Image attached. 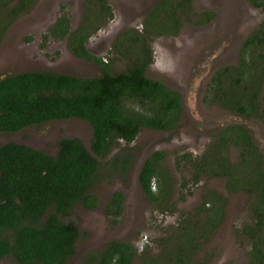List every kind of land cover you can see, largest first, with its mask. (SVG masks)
<instances>
[{
  "label": "trees",
  "instance_id": "1",
  "mask_svg": "<svg viewBox=\"0 0 264 264\" xmlns=\"http://www.w3.org/2000/svg\"><path fill=\"white\" fill-rule=\"evenodd\" d=\"M247 1L264 9V0ZM36 2L0 0V36L6 23ZM91 3L98 21L88 28ZM192 6L193 0L156 4L145 16L142 33H122L116 40L119 54L132 52L121 47L123 35L136 51L126 54L130 59L124 69L115 70L112 61L87 47L91 35L114 17L113 7L108 0H86L83 26L72 30L70 17L64 13L49 27L44 40L50 36L66 39L74 56L100 66V76L52 70L0 76V134L67 119H81L92 127L89 147L79 137H65L58 141L54 154L15 141L0 144V258L11 257L17 264H69L80 231L67 218L77 204L97 209V186L116 175L129 174L133 157L127 151L130 146L123 144L135 142L145 128L171 133L179 129L182 96L148 75L154 58L147 41L177 33L186 15L201 18L198 25L214 19L213 10L197 13ZM208 87L209 105L264 121V19L243 41L238 61L219 67ZM166 157V151L155 150L139 172L140 187L152 202L169 201L176 186L163 165ZM177 164L191 174L183 178V188L224 177L228 196L215 188L204 190L200 203L182 215L183 222L169 236L159 238L162 249L157 254L148 244L139 251L129 242L111 240L88 253L86 264H136L137 260L144 264H199L202 247L224 222L229 196L239 192L247 194L251 204V217L242 227L243 238L251 246L249 264H264V152L250 128L243 123L226 125L201 155L178 151ZM126 199L123 191L113 192L106 206L113 224L122 216Z\"/></svg>",
  "mask_w": 264,
  "mask_h": 264
},
{
  "label": "rangeland",
  "instance_id": "2",
  "mask_svg": "<svg viewBox=\"0 0 264 264\" xmlns=\"http://www.w3.org/2000/svg\"><path fill=\"white\" fill-rule=\"evenodd\" d=\"M85 1L37 0L32 9L10 19L12 21L6 23V29L0 36V76L3 73L36 70L100 76V66L94 61L74 56L66 39L50 36L44 40L49 27L64 13L70 17L72 30L83 26ZM108 1L113 7L114 17L91 35L87 47L96 56L112 61L115 70H122L130 59L127 55L134 54L136 49L123 35L120 38L121 47L132 52L121 55L117 52L116 40L122 33H142L145 16L162 0ZM191 8L197 13L213 10L215 17L207 24L198 25L201 18L186 15L177 33L147 41L154 58L147 70L148 75L165 82L182 96L184 111L180 127L173 133L145 128L135 142L123 144L130 146L127 151L133 157L129 174L125 177L116 175L112 181H104L97 186L94 190L100 200L97 209L89 210L77 204L67 218V221L75 222L80 231L76 254L69 264H86L88 253L111 240L129 242L139 251L148 244V249L157 254L162 249L159 238L169 236L183 222L182 215L200 203L204 190L215 188L226 193L224 177L204 179L195 185L189 183L183 188V178L188 179L191 174L183 166L178 167V151L199 156L224 126L243 123L250 128L264 152L263 120L243 118L218 106H211L206 101L214 72L225 64L238 61L239 49L264 19V9L252 6L247 0H193ZM87 14L90 16L87 27L91 28L98 21L93 3ZM7 17L4 15V18ZM149 20L151 22L152 19ZM65 137H79L89 147L92 127L81 119L54 120L10 135L0 134V144L15 141L54 154L58 141ZM155 150L167 152L163 165L176 184L170 200L166 202L150 201L139 184L140 169ZM116 190L123 191L127 199L122 216L117 224H113L106 206ZM188 190L192 194L186 195ZM248 201L245 193L229 196L224 222L214 238L202 247L199 264H249L251 246L242 234V227L251 217ZM3 262L14 264L7 260ZM136 264L144 263L137 260Z\"/></svg>",
  "mask_w": 264,
  "mask_h": 264
},
{
  "label": "flooded vegetation",
  "instance_id": "3",
  "mask_svg": "<svg viewBox=\"0 0 264 264\" xmlns=\"http://www.w3.org/2000/svg\"><path fill=\"white\" fill-rule=\"evenodd\" d=\"M256 141V140H255ZM257 142V141H256ZM224 193V192H223ZM243 192H239V194H242ZM226 196H228V192L226 190V193H224ZM237 194V193H236ZM228 201H229V198H228ZM4 260H7L9 263H14V264H17L11 257H2L0 258V264H4Z\"/></svg>",
  "mask_w": 264,
  "mask_h": 264
}]
</instances>
